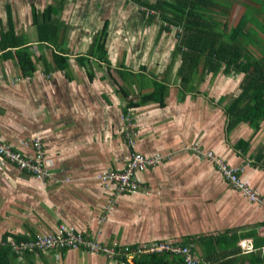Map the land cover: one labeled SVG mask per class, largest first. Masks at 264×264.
Listing matches in <instances>:
<instances>
[{
    "label": "crops",
    "instance_id": "crops-1",
    "mask_svg": "<svg viewBox=\"0 0 264 264\" xmlns=\"http://www.w3.org/2000/svg\"><path fill=\"white\" fill-rule=\"evenodd\" d=\"M46 6L53 8L49 17L60 22L59 37L53 45L36 36V15ZM139 8L129 0H0V140L29 156V141L38 139L47 170L44 178L38 179L11 163L0 166V244L4 247L9 248L5 244L8 239L29 240L36 234L52 233L59 225L103 245L112 242L137 245L158 240L160 237L139 235L136 231L142 232L141 221L149 216L145 209L153 206L190 209L196 213L198 220L190 219L193 225L190 224L189 230H184L185 217L181 215L183 221L175 220L177 239L186 234L214 235L223 230L233 236L251 228L258 236L264 234V213L259 206L247 201L225 181L227 186L224 185L216 167L203 157L205 151H211L228 165H236L238 157L246 155L237 156L231 146L224 145V114L215 104L224 92L229 100L235 93L221 86L219 94H207L203 97L209 101H202L198 95L203 90L198 85L205 77L212 82L216 75H223L207 73L194 85L198 95L191 92L176 99L175 88L180 84L179 76L174 75L179 56H172L173 44L159 41L163 31L158 34L157 21L151 20L141 27ZM105 21L106 58L113 67L120 65L130 71L126 82L119 83L136 94L150 91L152 79L167 84L162 106L148 102L130 108L127 117L123 116L124 100L106 82L109 79L101 73L96 54L91 53L84 62L75 59L88 52L83 43L74 45L73 38L77 36L90 45ZM251 27L247 22L244 29ZM128 29L136 37L133 42L125 40L129 39L125 36ZM141 30L146 31L143 37L137 34ZM137 38L145 39L140 45ZM17 50H21L23 57L26 55L32 67L26 73L19 67ZM58 50L67 55V66L63 69L55 67L57 61L51 58V53ZM111 74L117 80L116 74ZM238 75L241 77V74L224 76L236 79ZM193 81L196 82V77ZM216 85L214 82L209 87L216 90ZM126 118L130 143L124 133ZM243 126L249 128L246 123ZM255 133V137L257 133L264 134V119L259 121ZM222 149L224 153H232L234 159L224 157ZM132 151L146 156L158 154L162 159L152 168L135 172L143 186L136 193L113 195L96 175L103 169L122 167ZM250 154L243 158L246 166H241L240 176L264 200V170L250 169L252 166L247 163ZM190 229L199 233H190ZM168 237L171 235L164 238ZM240 240L251 242L249 237ZM193 245L201 255V247ZM8 264H119V261L79 247L24 252L21 258L10 257Z\"/></svg>",
    "mask_w": 264,
    "mask_h": 264
},
{
    "label": "trees",
    "instance_id": "trees-1",
    "mask_svg": "<svg viewBox=\"0 0 264 264\" xmlns=\"http://www.w3.org/2000/svg\"><path fill=\"white\" fill-rule=\"evenodd\" d=\"M140 7L141 18L145 23L158 22V34L175 28V44L172 56H179V64L176 74L179 76V84L182 89L179 98L186 93H199L195 83H199L204 75L241 74L235 95L222 107L224 114L223 138L226 142L228 133L239 123H246L255 133L258 123L264 119V46L258 32L264 35V22L258 21L254 15L247 12V4L240 13L234 25H227L229 2L225 0H129ZM142 8L153 10L155 15H145ZM52 7L46 6L36 15V36L38 40L54 44L58 38L60 22L53 21L49 17L53 12ZM258 14V13H257ZM224 15V21L219 22L215 16ZM156 17V18H155ZM165 22L166 24H162ZM250 22L255 28L244 29ZM107 21L103 22L101 29L95 33L90 41L91 52L87 55L75 57L79 62H84L88 56L96 54L97 59L104 67L105 75L124 100L121 112L128 115V110L148 102L163 105V99L167 94V84L161 81L151 80L152 88L146 93H138L137 97L130 96L128 88L118 83L112 73L123 82L129 74L124 66H112L106 58L105 38ZM257 29V30H256ZM58 30V31H57ZM250 34V35H249ZM253 48H250L249 45ZM92 53V54H91ZM20 56L19 67L26 73L31 70L30 62L26 55L17 50ZM67 55L60 50L51 53V58L56 60L55 67L63 69L67 66ZM91 57V56H90ZM23 58V61H22ZM90 75V74H89ZM196 77V82L194 78ZM193 83V85H191ZM221 100L219 97L215 104ZM248 139L238 138L231 147L237 156H243L248 149ZM262 149V148H261ZM258 149L251 160L247 162L252 167L264 168V155ZM261 150V152L259 151ZM227 230L214 235H193L187 237L182 244L196 243L201 247V260L212 264H264V250L259 248L264 245V234L256 235L255 229L231 236ZM249 237L251 239L249 250H241L238 239ZM20 238H16L19 240ZM238 241V242H237ZM10 249L0 244V264H8L10 257H14ZM16 256V255H15ZM119 262L120 259L114 258ZM123 260V259H122ZM132 264H184L180 257L167 253L139 254L132 258ZM124 263V262H123ZM128 264V263H125Z\"/></svg>",
    "mask_w": 264,
    "mask_h": 264
},
{
    "label": "built area",
    "instance_id": "built-area-1",
    "mask_svg": "<svg viewBox=\"0 0 264 264\" xmlns=\"http://www.w3.org/2000/svg\"><path fill=\"white\" fill-rule=\"evenodd\" d=\"M142 9L145 15L149 14L156 16L153 10ZM162 24L165 25L166 23L163 22ZM128 120V118L125 119L127 125L124 129L125 139H127V141L130 139ZM24 144L26 143L24 142ZM28 144L31 147V155L29 156L23 155L9 143L0 140V166L3 165V163H11L17 169L23 170L38 179H43L47 174V170L45 168L40 142L38 139H32ZM203 157L212 162L221 177L231 188L238 191L240 195L250 203L259 206L264 213V200L256 190L251 188L248 183L241 178V166L228 165L223 158L215 156L211 151H205ZM161 159L162 156L158 154L146 156L139 152L132 151L126 157L122 167L103 169L96 175V178L101 181L105 190L110 189L113 195L123 193L133 194L143 187L136 179L135 172L152 168L158 164ZM5 244H7L10 251L19 258L22 257L24 252H43L54 248L81 247L89 252L101 253L107 258L120 259L122 264L127 263L128 260H132L133 257L139 254L148 253H167L176 255L181 258L184 264H210L207 261L201 260L192 243L182 244L166 240H154L142 242L137 245H120L114 242L109 245H103L96 239L84 238L81 234L74 232L72 228H66L62 225H59L56 231L52 233L36 234L32 239L25 241H13L8 239ZM238 246L241 250H249L251 248L248 240H240ZM259 249L264 250V245Z\"/></svg>",
    "mask_w": 264,
    "mask_h": 264
},
{
    "label": "rangeland",
    "instance_id": "rangeland-1",
    "mask_svg": "<svg viewBox=\"0 0 264 264\" xmlns=\"http://www.w3.org/2000/svg\"><path fill=\"white\" fill-rule=\"evenodd\" d=\"M151 1H153V0H151ZM225 1H228L229 2V9H228V15H227V25L228 26L234 25V23L236 22V20L238 19L239 15H240V13L244 9L245 4H247L246 7H247V12L248 13H250V14H256V15H254V17H256L259 21H260V19H259V17H260L261 20L264 22V0H225ZM223 16L224 15L215 16V18L217 20H219V22H223L224 21V17ZM121 19L122 18L120 17V22H121ZM130 22L133 23V18L132 17H130ZM141 22H143V24L141 25V27L144 24H146L144 17L141 18ZM156 24H158V23H156ZM253 28H255V27L253 26ZM174 30H175V28H173L172 30H169V31H163L162 32V36L160 38H158L159 41L166 42L168 45L169 44H173V47H174V44H175V42H174L175 41ZM142 31L143 30L137 31V34H138L139 37H143L146 34L145 33L146 31H144V32H142ZM122 34L124 35L125 33H122ZM153 34L154 33L152 32V36H153ZM125 36L126 37H129V39L128 38L125 39V40H128V42L135 41V38L136 37L134 38V34H133V32L130 29H128V34H126ZM262 36L264 38V35H262ZM143 39H145V38H137L136 40L141 45L144 42ZM119 41H121V40H119ZM262 41H263V46H264V39H262ZM72 42H73L74 45H77L78 43H83L84 44V50L87 51V52H91V48L87 44L86 40L84 41L83 39L78 38L77 36H75L73 38ZM147 42H149V41H147ZM161 44H162V46H164L163 43H161ZM167 44H166V46H167ZM249 47H252V45L250 44ZM116 48H117V50H119L118 49V46ZM141 53H144V52H141ZM141 53L138 54V57H140ZM145 56H146V51H145V54H143V57H145ZM157 63H158V60L156 62V65H157ZM160 63L161 64L164 63L162 61V59H160ZM169 65L172 66V63L170 62ZM156 67H158V66H156ZM177 67H178V65H177ZM177 67H176V69H177ZM101 73H105L103 66L101 67ZM113 74H115V73H113ZM158 76H161V73ZM177 76L178 75L175 72L174 77H177ZM238 76L239 77H237L236 79H228L227 77H230V75L226 77L224 75L218 74V75L215 76L216 78L214 77V80L212 82L211 81L209 82L208 81V78L205 77V80L198 85L199 89H201L200 91H202V90L203 91H202V93L200 95H198L199 93H197L196 95L201 96L202 101H205L206 100L208 102L209 100L207 98L205 99L204 97H206L207 94L208 95H212V96H216L217 94H219L221 92V86H223L227 91H230L233 94V93L236 92V82L240 78V75H238ZM127 77L128 76H126V78ZM117 81L119 83L120 82V79L117 78ZM175 81H178V79L176 78ZM106 82L109 83V86L112 89L116 90L115 88H116L117 84L113 85V84H111L109 82V80L108 81L106 80ZM214 82H215V84L218 83V85H216V88H217L216 90H213V89H211L209 87L211 85V83H214ZM178 83H179V81H178ZM191 85H193V83H191ZM205 88H207V91H205ZM128 90H130V89H128ZM175 90H176V93H177V98L176 99H179V96L182 94L181 93L182 89H181V87L178 86V87L175 88ZM230 92H229V94H231ZM226 94H227V92H224V94L222 96H220L221 97V100L217 104L218 107H220V109L223 106H225L226 104H228L229 98H228V95H226ZM136 95L137 94H136L135 91L130 90V96L135 97ZM189 96L190 97H194L195 95L189 94ZM209 97H210V99L212 98L211 96H209ZM188 99H190V98H188ZM244 124H242V123L237 124L231 130L232 132L230 131L231 133L230 132L228 133V136H227L228 143L225 142L224 145L225 144H228V146H230L229 145V142H234L238 138H242V139H245V140L248 139L249 146H248V152L246 151V155L248 153H251L250 155L252 156V155H254L256 153V151L258 149H261V148H262L261 149L262 152L264 153V148H263V145H264V138H263L264 137V134L261 135L260 133H257V136L255 137L256 133H253V129L251 127H249V128L244 127L243 126ZM218 137L221 138L219 140H222V131H221V134H220V131H219V136ZM223 149H222V151H223L222 152V155L224 157H226V155H229V156H231L234 159V157L232 155V153L235 154L233 148L230 147L232 153H230L229 151H228V153H224L225 150H223ZM261 150H259V151L261 152ZM246 155L244 157H242V159L238 157L237 164L236 165H238V166L245 165L246 164V161H245V159L243 160V158L247 157ZM250 160H251V157H250ZM211 165H212V163H211ZM212 166L214 167V165H212ZM252 168H256L257 170H264V168H260V167H251L250 169H252ZM221 181H222V183H224V185L227 186V184L224 182L225 181L224 179L223 180L221 179ZM124 194L125 195H129L128 193H123L122 195H124ZM134 196L141 198V196H137V195H134ZM146 198H148V196ZM145 211L148 212V215L149 216H148V218L142 219V221H141L142 232L141 231H138V230H136V231L139 233V235L150 234V235H153L154 237H160V238H158V240H166V241H171V242H179V243H182V241H184L187 238V235H189V234H186L181 239L175 238L174 234H175L176 228L173 225L174 222H175V220L176 219L182 220L181 219V215H182V217H185V219H184L185 220L184 230H189V227L191 225H193V224H191L192 222H190V219H193L192 221H195V219L198 220V217H197L196 213H194L190 209H181V210H178V209H175V208L169 209L167 207L159 208L158 206H153L151 208L145 209ZM197 212H200V209H197ZM191 213L193 215H195V217H191L190 216ZM186 214H188V215H186ZM187 220L190 223H187ZM178 227L181 228V229L183 228L180 223L178 224ZM128 230L130 231V229H128ZM131 232H134L135 233V229H131ZM189 232L191 233V232H195V231H192L190 229ZM197 233H199V232H195L193 234H197ZM168 235H171V237L164 238L165 236H168ZM190 239H193V236L192 235H190ZM127 263L128 264H132L131 260H128ZM209 263L212 264L211 262H209ZM119 264H122V262H119ZM241 264H244V263L242 262Z\"/></svg>",
    "mask_w": 264,
    "mask_h": 264
}]
</instances>
